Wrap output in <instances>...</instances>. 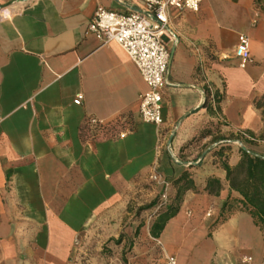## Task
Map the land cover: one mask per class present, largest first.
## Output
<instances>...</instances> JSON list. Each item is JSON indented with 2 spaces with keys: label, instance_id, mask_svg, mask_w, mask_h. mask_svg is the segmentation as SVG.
Returning <instances> with one entry per match:
<instances>
[{
  "label": "crops",
  "instance_id": "obj_1",
  "mask_svg": "<svg viewBox=\"0 0 264 264\" xmlns=\"http://www.w3.org/2000/svg\"><path fill=\"white\" fill-rule=\"evenodd\" d=\"M98 6L129 13L144 1L0 0V264H79L107 210L130 204L154 174L172 204L185 171L194 187L176 215L157 237L151 229L161 212L141 223L139 240L153 243L147 255L158 254V264L169 256L178 264H264V227L239 204L223 209L229 185L213 141L218 121L226 137L264 132V0L169 9L160 126L140 116L147 84L129 54L87 32ZM240 34L251 43L245 68L235 56ZM206 88L221 97L219 112L203 107ZM206 128L214 130L191 143ZM238 143L227 152L230 165L240 159ZM209 177L220 180L218 194L205 190Z\"/></svg>",
  "mask_w": 264,
  "mask_h": 264
},
{
  "label": "built area",
  "instance_id": "obj_2",
  "mask_svg": "<svg viewBox=\"0 0 264 264\" xmlns=\"http://www.w3.org/2000/svg\"><path fill=\"white\" fill-rule=\"evenodd\" d=\"M143 1L141 10L129 13L98 6L88 23L87 32L94 34L102 44L116 42L129 54L147 84V90L139 96L140 116L144 122L160 126L163 124V90L169 84L167 74L171 61L169 42L172 41V32L169 28L168 11L172 8L198 11L202 0ZM235 56L242 68L253 61L247 35H239ZM82 100L83 95L78 93L74 103L81 104ZM90 122L98 127L106 125L96 118H92ZM152 179L161 181L158 174H154ZM251 259L249 256L244 261ZM165 264H178L177 258L169 256Z\"/></svg>",
  "mask_w": 264,
  "mask_h": 264
},
{
  "label": "trees",
  "instance_id": "obj_3",
  "mask_svg": "<svg viewBox=\"0 0 264 264\" xmlns=\"http://www.w3.org/2000/svg\"><path fill=\"white\" fill-rule=\"evenodd\" d=\"M205 102L203 107L207 108L209 113H215L220 111L218 104L221 101V97L215 92L211 94L209 89H205ZM215 107V108H214ZM221 121H218L216 130L218 134L213 137V141L217 142L218 150L215 153L220 158L221 167L225 170V177L229 185V195L224 202L223 209H230L234 205H241L240 208L250 213L257 225L264 227V152H259L254 147V141L258 139L254 132L243 130L236 135L232 134L224 136L220 133ZM214 129H203L198 135L191 141H195L198 138L209 135L210 131ZM247 135V136H245ZM240 142L241 146H238L240 153V159L235 165L229 164V157L227 152L232 148V141ZM259 140L264 141V132L261 133ZM188 146H185L186 148ZM192 167V164H188ZM174 184L178 186L177 193L174 197L172 204H167L165 210L161 212L158 220L153 224L151 232L155 237L164 228L166 222L174 217L180 207L185 191L194 187V181L189 171H185L178 179L174 181ZM221 182L217 177H209L205 190L209 194H218L221 189ZM158 200H153L151 203L142 207L141 209H150L156 206ZM223 210V211H224ZM142 224L140 225V227Z\"/></svg>",
  "mask_w": 264,
  "mask_h": 264
},
{
  "label": "rangeland",
  "instance_id": "obj_4",
  "mask_svg": "<svg viewBox=\"0 0 264 264\" xmlns=\"http://www.w3.org/2000/svg\"><path fill=\"white\" fill-rule=\"evenodd\" d=\"M260 136L261 133L257 134L258 139L253 145L259 152H264V141L259 140ZM238 144L241 146L240 142ZM167 187L166 183L150 177L139 183L130 204H120L115 209L107 210L105 224L99 228L96 225L89 241H84L87 253L79 257V264H158V254L150 258L146 253L147 249L153 247L151 240H139L140 225L165 210ZM154 198L159 204L150 209H141Z\"/></svg>",
  "mask_w": 264,
  "mask_h": 264
}]
</instances>
